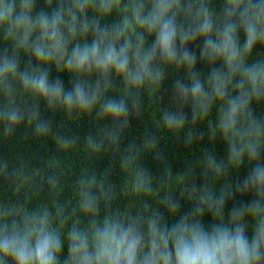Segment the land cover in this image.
I'll return each instance as SVG.
<instances>
[{
	"label": "clouds",
	"instance_id": "clouds-1",
	"mask_svg": "<svg viewBox=\"0 0 264 264\" xmlns=\"http://www.w3.org/2000/svg\"><path fill=\"white\" fill-rule=\"evenodd\" d=\"M169 80L160 127L187 146L206 135L224 153L204 147L182 172L165 166L157 188L131 142L122 193L105 187L109 165L75 179L71 204L0 203V264H264V115L253 107L264 106V0H0L4 139L26 125L59 150L80 145L53 132L43 104L69 123L105 122L85 136L87 153L119 150ZM157 144L150 135L144 148ZM0 176L20 180L16 191L27 180L4 158ZM43 187L57 193L62 176ZM119 195L137 203L121 209Z\"/></svg>",
	"mask_w": 264,
	"mask_h": 264
},
{
	"label": "trees",
	"instance_id": "trees-1",
	"mask_svg": "<svg viewBox=\"0 0 264 264\" xmlns=\"http://www.w3.org/2000/svg\"><path fill=\"white\" fill-rule=\"evenodd\" d=\"M53 75H56L54 70ZM62 75L67 80L66 74ZM170 84L171 80L162 89L161 101L152 102L145 99L144 109L140 115L130 118L129 127L123 135L119 150L111 146L99 157L85 151L83 140L89 133L100 132L105 127L104 121L98 120L93 115L84 117L78 122L69 123L61 113L45 112L41 104L42 116L52 121L53 132L79 136L81 144L71 150H59L54 137L36 139L26 125H21L11 139H4L0 135V158L7 159L10 169L19 171L21 178L27 177L20 190L16 191L15 185L20 183V180L14 182L10 177L0 176V203L19 201L22 204L34 206L42 200L59 199L71 204L75 195V179L82 172L102 173L109 165H111V173L105 182V187H111L114 192L122 193L125 175L119 168V155L131 142H134L141 150L138 162L150 173L153 184L157 188L160 186L161 173L165 166L171 167L174 174L182 172L189 164L195 163L204 147L210 150L214 148L222 155L225 151L223 144H214L207 139L206 135L198 144L187 146L160 127L159 104L169 106ZM253 107L258 116L264 115V106L253 105ZM150 135H155L158 140L155 149L144 148V141ZM156 151L161 154V159L156 158ZM246 170L242 168L239 175L242 176ZM52 172L62 176V188L57 193L49 194L43 185L46 176ZM196 172L198 174L199 169H196ZM233 178H236V173H233ZM195 179L199 182L198 175ZM172 186L175 187V184L173 183ZM136 203L134 198L124 195H119L116 200L117 206L121 209L135 206Z\"/></svg>",
	"mask_w": 264,
	"mask_h": 264
},
{
	"label": "rangeland",
	"instance_id": "rangeland-1",
	"mask_svg": "<svg viewBox=\"0 0 264 264\" xmlns=\"http://www.w3.org/2000/svg\"><path fill=\"white\" fill-rule=\"evenodd\" d=\"M258 51H259V49H258ZM255 55V54H254Z\"/></svg>",
	"mask_w": 264,
	"mask_h": 264
}]
</instances>
